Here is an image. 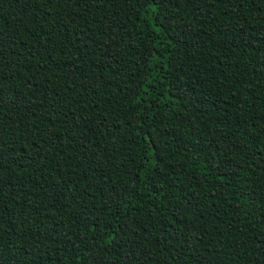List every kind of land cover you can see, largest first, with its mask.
<instances>
[{
    "label": "trees",
    "instance_id": "16d2710c",
    "mask_svg": "<svg viewBox=\"0 0 264 264\" xmlns=\"http://www.w3.org/2000/svg\"><path fill=\"white\" fill-rule=\"evenodd\" d=\"M0 264H264V0H0Z\"/></svg>",
    "mask_w": 264,
    "mask_h": 264
}]
</instances>
